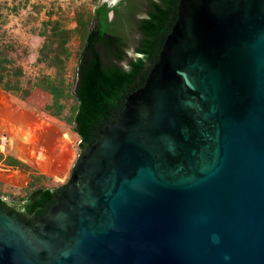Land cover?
<instances>
[{"label": "water", "instance_id": "95a60500", "mask_svg": "<svg viewBox=\"0 0 264 264\" xmlns=\"http://www.w3.org/2000/svg\"><path fill=\"white\" fill-rule=\"evenodd\" d=\"M176 14L46 208L0 201V264H264V0Z\"/></svg>", "mask_w": 264, "mask_h": 264}, {"label": "trees", "instance_id": "16d2710c", "mask_svg": "<svg viewBox=\"0 0 264 264\" xmlns=\"http://www.w3.org/2000/svg\"><path fill=\"white\" fill-rule=\"evenodd\" d=\"M179 1L119 0L111 6L100 0L75 5L36 1L22 20L23 28L30 25L24 31L39 39L32 62L29 48L4 28L9 17L27 4L0 2V92L12 105L49 119L63 134L45 122L41 127L32 125L31 134L42 131L44 138L50 134L52 139L49 145L44 139L41 150L34 152L36 164H44L47 149L61 159L59 164L63 162L69 153L61 151L67 137L78 153L84 152L118 116L126 98L148 75L173 27ZM15 148L24 154L29 142H17ZM0 168L27 176L26 184L19 188L0 182V201L20 215L41 213L61 186L33 166L1 152Z\"/></svg>", "mask_w": 264, "mask_h": 264}, {"label": "crops", "instance_id": "0c3cea01", "mask_svg": "<svg viewBox=\"0 0 264 264\" xmlns=\"http://www.w3.org/2000/svg\"><path fill=\"white\" fill-rule=\"evenodd\" d=\"M6 115H8L9 117L11 116L12 125L11 124L10 125L12 129V135L16 136L18 141H21L23 134L26 131H28L32 127V125L38 126L39 123L41 122H45L51 127L55 128L58 134L63 136V134L60 133L59 129L49 119L28 112L19 106L18 107L11 106L6 96L0 92V116H1L0 118L4 120ZM2 125L0 127H2ZM47 130L51 131L48 128ZM48 135H46L44 139L46 140L45 142H47V144L49 145L51 144L52 139H51V135L50 134ZM16 138L14 137L8 138L7 139L8 141L4 146L0 145V152L3 154H9L15 157L16 159H18L19 161L33 166L36 171L46 176H49L56 182L61 183L64 180L67 172H69V169L72 167L73 165L72 163L75 159V154L72 150H69V147H68L69 153L67 154L66 159L60 164L58 162L61 161V159H59L58 156L54 155V153L50 152L49 149H47L46 151H44V155L46 159L44 164L38 165L35 163L34 161L35 156L33 155H35L36 153L35 151L38 150L39 143L41 145V143L43 142H41V140L38 139L37 144L36 142L33 143V145L31 144L29 148L30 151L28 150L23 154L21 153L20 150L15 148V145L17 144ZM67 141H69L68 137H67ZM4 147L8 148V150H6L7 153L3 151ZM31 151H34L35 153ZM6 170L10 171V173H8V176L4 177L3 180L0 178V182L2 183L7 182L10 185L19 186V187H23L26 184L27 182L26 174L18 170H10V169H6ZM0 171L3 172L5 171V169L0 168Z\"/></svg>", "mask_w": 264, "mask_h": 264}, {"label": "rangeland", "instance_id": "374dc122", "mask_svg": "<svg viewBox=\"0 0 264 264\" xmlns=\"http://www.w3.org/2000/svg\"><path fill=\"white\" fill-rule=\"evenodd\" d=\"M1 1H6L7 6H12V5L16 4L17 1H20L23 4H27L25 6V8H23V9H20L19 8L18 14L16 16L9 17V20L4 25V28L7 29L9 32H12V34H13L12 36L14 38L18 39L20 41V43H22L23 45H25V46H27L29 48V59L32 62V60L34 58V55H35L34 50H35V48L39 44V39L36 36L30 35V34H28V33H26L24 31V28H27L30 25L27 24L23 28V26H22V20L25 17V15L27 14V12H30V4H32V3L33 4H36V1H37V2H41V4L45 5L42 2H46V1H50V0H0V2ZM82 1L83 0H61L60 2H62V3H68V4H74L75 5L78 2H82ZM100 1L101 2L102 1H108L109 2V1H113V0H100ZM63 6H65V5H63ZM6 98L8 99L7 96H6ZM40 104H41V102H40ZM10 105L11 106H14L11 103H10ZM37 106H39V105H37ZM16 107H18V106H16ZM2 121H5V122L3 123ZM11 123H12L11 116L10 117L7 116V119H4V120L0 118V126L2 124H4V125H2V127H0V137H4L5 138V144L7 143V141H8L7 139L8 138H12V137L16 138V136L12 135V129H11V125L12 124ZM43 123L44 122L39 123V126L38 127H41L43 125ZM21 128H22V125H21ZM30 129H33V127H31ZM30 129L23 134V136L21 138V141H18L17 138H16V141L17 142H21L22 144H25L26 142L27 143L29 142V148H30L31 144L33 145V143H35V142L37 144L38 139L41 140V142H44V134H43L42 131H40V132L38 131V133H36V134H31ZM43 144L44 143H41V145H40V143H39V147H38V150L39 151L41 150V148H42L41 146ZM68 147H69V150H72L74 152V154H75V159H74V161L72 163V164H74L76 162V158H77L78 152L76 150V145L74 143H72L70 139H69V141H67V143L65 144L64 148L61 151H67V152H69ZM6 150H8V148L4 147L3 148V151H5V153H7ZM31 152H34V151H31ZM71 168L69 169V172H70ZM69 172H67L64 180L61 183L59 182L60 184H63L66 181V179L69 176ZM8 173H10V171H8L6 169L3 172L0 171V178L3 180L4 177L8 176ZM4 184L9 185V186H11L13 188H19V186L10 185L7 182H4Z\"/></svg>", "mask_w": 264, "mask_h": 264}, {"label": "flooded vegetation", "instance_id": "af4514ba", "mask_svg": "<svg viewBox=\"0 0 264 264\" xmlns=\"http://www.w3.org/2000/svg\"><path fill=\"white\" fill-rule=\"evenodd\" d=\"M119 0H113L112 1V4L111 5H114L116 2H118ZM64 184V183H63ZM61 186H62V184H61ZM61 186H60V188L58 189V191L61 189ZM57 191V192H58ZM3 201H8L9 200V202H13V200L12 199H8V198H1Z\"/></svg>", "mask_w": 264, "mask_h": 264}, {"label": "built area", "instance_id": "2783aa9c", "mask_svg": "<svg viewBox=\"0 0 264 264\" xmlns=\"http://www.w3.org/2000/svg\"><path fill=\"white\" fill-rule=\"evenodd\" d=\"M0 145L1 146L5 145V138L4 137H0Z\"/></svg>", "mask_w": 264, "mask_h": 264}]
</instances>
